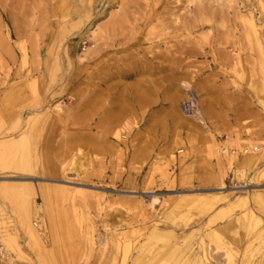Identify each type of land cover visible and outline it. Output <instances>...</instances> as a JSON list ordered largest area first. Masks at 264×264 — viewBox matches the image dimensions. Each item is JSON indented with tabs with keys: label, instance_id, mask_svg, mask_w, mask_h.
I'll list each match as a JSON object with an SVG mask.
<instances>
[{
	"label": "rangeland",
	"instance_id": "1",
	"mask_svg": "<svg viewBox=\"0 0 264 264\" xmlns=\"http://www.w3.org/2000/svg\"><path fill=\"white\" fill-rule=\"evenodd\" d=\"M189 1L0 0V264H264V0Z\"/></svg>",
	"mask_w": 264,
	"mask_h": 264
},
{
	"label": "bare ground",
	"instance_id": "2",
	"mask_svg": "<svg viewBox=\"0 0 264 264\" xmlns=\"http://www.w3.org/2000/svg\"><path fill=\"white\" fill-rule=\"evenodd\" d=\"M157 1V0H156ZM149 2V1H148ZM199 2V0H190L189 1V4H196V3H198ZM213 2V0H207V2H206V6H210V4ZM154 5V4H153ZM198 5V4H197ZM231 5V4H230ZM152 6V5H151ZM198 6H201V5H198ZM164 7V6H163ZM164 9V8H163ZM198 10H199V7L197 8ZM161 10V9H160ZM208 10H209V7H208ZM160 13V12H159ZM162 13V12H161ZM160 13V14H161ZM167 13H169V12H167ZM165 14V13H164ZM168 15V14H167ZM161 16H163V14L161 15ZM157 17H158V15H157ZM224 18V17H223ZM161 19V18H160ZM164 19V18H163ZM175 19H177V18H175ZM194 20V19H193ZM165 21V20H164ZM183 22V21H182ZM193 22H195V21H193ZM187 24H189V23H187ZM177 25V24H176ZM180 26V25H179ZM248 26H249V28L252 30V32H253V36H255L256 37V29H255V25H254V23H253V21H252V19H250L249 21H248ZM176 27V26H175ZM183 27V26H182ZM205 28V27H204ZM204 28H203V30H204ZM176 29V28H175ZM93 32H90V34H88V36L90 37V38H92L93 37V35H91ZM254 38V37H253ZM257 39V38H256ZM254 40H255V38H254ZM258 43V42H257ZM175 48H176V46H175ZM178 49V48H177ZM258 49L259 50H261V48L259 47V45H258ZM88 51V50H87ZM169 51V50H168ZM194 49L193 48H189V49H187L186 50V52L185 53H187V54H193L194 53ZM259 52V51H258ZM166 57V56H165ZM192 57V56H191ZM116 62V61H115ZM173 62H175V61H173ZM176 64V63H175ZM175 64H172V65H174L175 66ZM114 65V64H113ZM171 65V66H172ZM120 66V65H119ZM113 67V66H112ZM115 67V66H114ZM121 67V66H120ZM137 67V66H136ZM136 67H134V68H136ZM139 67V66H138ZM129 68H130V65H129ZM132 68V67H131ZM147 68V67H146ZM176 68V67H175ZM138 69V68H137ZM130 70V69H129ZM140 70V69H139ZM159 70H164V68L163 67H161V68H159ZM125 71V70H124ZM131 71V70H130ZM141 71V70H140ZM116 72H117V75H119V76H121V77H127V72L125 73V72H123V69H122V71H119V69H117L116 70ZM129 74V73H128ZM161 80V79H160ZM175 80V79H174ZM166 83H168V82H166ZM173 83V82H172ZM158 84H165V82H164V80L163 81H160ZM185 84V83H184ZM111 85V84H110ZM110 87V86H109ZM108 88V87H107ZM124 92V91H123ZM106 93V92H105ZM103 97V96H102ZM105 101V100H104ZM120 109V108H119ZM121 110V109H120ZM120 112V111H119ZM118 113V112H117ZM112 114H114V115H112V118L113 117H118V116H116L115 115V113H112ZM111 118V119H112ZM116 121V120H115ZM115 126V125H114ZM5 140V139H4ZM4 140H0V159H1V157L2 156H5V154H7V153H9L12 149H13V147L15 146V144H16V142H15V140H7V141H4ZM251 153V152H250ZM253 156H254V154H250V155H248V153H247V155H245V156H243V159H242V161H241V166L243 165V166H251L254 162V160H253ZM256 158H258V157H256L255 156V159ZM255 162H256V160H255ZM256 164V163H255ZM254 164V165H255ZM240 168V167H239ZM243 168V167H242ZM247 168H249V167H247ZM243 169H245V168H243ZM259 173H264V167L259 171ZM261 176V175H260ZM262 176H264V175H262ZM18 196H19V199H18V212H19V215L21 216V215H23V216H26V215H29L30 214V212H31V208H30V198H29V195L28 194H22L20 191H19V193H18ZM8 239V238H7ZM6 240V239H5ZM9 241H10V239H9ZM7 243H8V241H7ZM6 243V244H7ZM1 247V246H0ZM0 257H1V259H0V263H1V261H2V259H4L5 257H6V253H5V250L1 247L0 248ZM6 259V258H5ZM5 261V260H4Z\"/></svg>",
	"mask_w": 264,
	"mask_h": 264
},
{
	"label": "built area",
	"instance_id": "3",
	"mask_svg": "<svg viewBox=\"0 0 264 264\" xmlns=\"http://www.w3.org/2000/svg\"><path fill=\"white\" fill-rule=\"evenodd\" d=\"M189 106L191 107V103H190V105H189ZM189 106H188V107H189ZM0 248H1V247H0ZM0 259H1V257H0Z\"/></svg>",
	"mask_w": 264,
	"mask_h": 264
},
{
	"label": "crops",
	"instance_id": "4",
	"mask_svg": "<svg viewBox=\"0 0 264 264\" xmlns=\"http://www.w3.org/2000/svg\"><path fill=\"white\" fill-rule=\"evenodd\" d=\"M45 193H47L46 191H44Z\"/></svg>",
	"mask_w": 264,
	"mask_h": 264
}]
</instances>
